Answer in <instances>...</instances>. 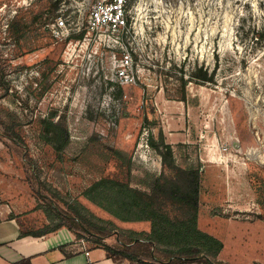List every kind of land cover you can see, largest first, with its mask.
I'll list each match as a JSON object with an SVG mask.
<instances>
[{"label": "rangeland", "instance_id": "rangeland-1", "mask_svg": "<svg viewBox=\"0 0 264 264\" xmlns=\"http://www.w3.org/2000/svg\"><path fill=\"white\" fill-rule=\"evenodd\" d=\"M91 2L0 0V122H13L31 157L4 140L21 169L11 215L23 231L60 222L121 248L130 220L104 206L134 215L145 205L157 246L192 243L214 260L220 249L190 232L205 208L235 224L217 262L264 264V0H128L118 36L87 33ZM58 15L63 39L49 30ZM124 53L134 81L119 77ZM188 167L199 170L196 211L148 187Z\"/></svg>", "mask_w": 264, "mask_h": 264}, {"label": "crops", "instance_id": "crops-1", "mask_svg": "<svg viewBox=\"0 0 264 264\" xmlns=\"http://www.w3.org/2000/svg\"><path fill=\"white\" fill-rule=\"evenodd\" d=\"M19 163L18 159L6 154L5 142L0 138V264H145L140 260L154 261L151 249L155 242L153 241L150 245L145 237L140 238L137 243L136 240L128 243L131 247L140 243L144 248L136 256V259H131L109 253L105 248V245H109L106 238L98 236L91 238L84 232L78 234L74 227L65 223L40 236L22 233L21 223L16 216L11 215V213L17 214L21 210L18 205L19 199L14 200L21 197L20 191H22ZM234 225L230 219L211 213L205 208L198 209L196 226L217 236L223 242V246L215 254L214 260H226L222 256V252L229 242L226 236L227 230L224 231V228ZM120 226L127 229V232L144 231L148 233L152 225L149 220L141 219L130 220L129 223ZM229 235L231 237L235 234ZM114 240L118 241L119 238L116 237ZM199 259L173 257L168 264H179L180 262L182 264H203Z\"/></svg>", "mask_w": 264, "mask_h": 264}, {"label": "trees", "instance_id": "trees-1", "mask_svg": "<svg viewBox=\"0 0 264 264\" xmlns=\"http://www.w3.org/2000/svg\"><path fill=\"white\" fill-rule=\"evenodd\" d=\"M201 77L204 80H210V76H208L206 73H204L203 75L201 74ZM59 134H63V138L66 137V130L63 129V132H59ZM0 138L4 141V140H10L13 144L18 145L20 147H22V153H23V158L26 159V161L28 163H30V155H28L25 152V141L22 137V135L20 134V132L14 127V124L12 121H4L2 120L0 122ZM163 160L164 162L167 163H171L172 161V152L169 149L166 153H164L163 155ZM180 173L182 176V180H176V179H172V178H161L160 176H156L152 179V181L149 182L148 187L150 188L152 193L155 194H160L163 196H167V197H171L174 198L178 201H181L187 205H189L190 207L194 208V210L196 211L198 208V189H199V170L197 167H188V168H182L180 169ZM112 183L114 184H122L121 181H118L116 179H110ZM100 182L103 181H98L95 182L94 185L99 184ZM127 186V187H126ZM126 191H130V192H136V194L140 193V196H145V195H151V193H146L143 191H139L136 188L130 187L128 185H126ZM145 194V195H144ZM90 198H93L94 200L95 197L93 195L90 194ZM139 206V205H138ZM106 209H108L110 212H112L113 214H115L117 217L123 219V220H139V219H148L151 221L152 223V228L150 230V233L147 235V237H145L148 240V243H150V245H152L154 239H153V235L155 233H158L157 231V227H156V221L153 217V213L150 212H146V208L145 205L144 206H140L137 209L135 208L134 211V215L131 214H125L122 213L118 210L112 209L111 207L108 206H104ZM170 222V221H169ZM62 223L57 222L49 227L44 226V227H40L37 229H31V230H27V231H22V233H30L33 235H43L46 232H49L51 230H54L55 228L59 227ZM72 226V225H70ZM190 232L194 233V235H196L197 237H202L205 240V244L206 247L211 248L214 252H217L220 248H222L223 246V242L217 238L216 236L203 231L201 229H199L196 226V212L194 213L193 216V226L190 229ZM135 232H132L131 234L127 235L128 239L126 241H123V239H121V237L119 236V240L120 242L124 245V247L121 248H117V247H112L110 245H105L106 250L111 253V254H119L131 259H136L137 257V253H133L130 250V247H126L128 246L130 242L136 240L135 242L137 243L138 241H140V238H144L143 236H137L136 233L134 235ZM95 237V236H93ZM139 247H137L138 249L143 250L144 248L141 246V244H138ZM193 248H196L197 253L195 255L192 256L191 254V250ZM151 254L154 258V261L152 262H148V261H142L140 260L142 263L145 264H167L170 262L171 258L173 257H178L179 259L183 258H200L199 260L201 262H203V264H221L220 262L211 260L209 257H207L205 254H203L202 250L200 249V247H198L197 245H192V243L189 244H185V245H179L176 247V249H169V248H163V247H159L156 244H153V249H151ZM138 252V251H136ZM150 252V251H149ZM180 252H184V254L186 255H180ZM136 255V256H135Z\"/></svg>", "mask_w": 264, "mask_h": 264}, {"label": "built area", "instance_id": "built-area-1", "mask_svg": "<svg viewBox=\"0 0 264 264\" xmlns=\"http://www.w3.org/2000/svg\"><path fill=\"white\" fill-rule=\"evenodd\" d=\"M129 6L128 0H92L86 18L87 33L97 34H115L126 32L128 30ZM51 35L56 39H63L69 34L64 16L54 17L49 24ZM118 74L123 82L134 81L131 74V56L124 53L120 57Z\"/></svg>", "mask_w": 264, "mask_h": 264}]
</instances>
